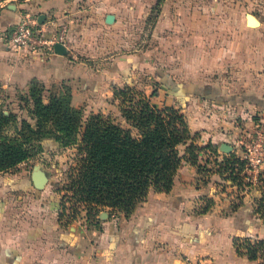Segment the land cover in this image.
<instances>
[{
    "label": "crops",
    "instance_id": "crops-1",
    "mask_svg": "<svg viewBox=\"0 0 264 264\" xmlns=\"http://www.w3.org/2000/svg\"><path fill=\"white\" fill-rule=\"evenodd\" d=\"M151 1L157 10L143 55L172 62V71L160 72V99L155 88L139 91L180 109L193 142L208 146L203 167L185 161L168 192L152 188L129 216L104 209L71 218L49 175L38 187L32 172L0 171V264H264L235 246L237 238L264 239L255 212L261 191L235 185L214 162L264 131V0ZM122 7L123 0H0V109L25 114L39 82L44 101L68 91L73 106L108 114L115 90L138 81V43L126 35ZM27 11L47 35L67 28L65 53L9 45L5 29ZM179 148L184 154L186 145Z\"/></svg>",
    "mask_w": 264,
    "mask_h": 264
},
{
    "label": "trees",
    "instance_id": "trees-1",
    "mask_svg": "<svg viewBox=\"0 0 264 264\" xmlns=\"http://www.w3.org/2000/svg\"><path fill=\"white\" fill-rule=\"evenodd\" d=\"M44 90L43 84L32 83L30 97L35 104L32 115L37 123L34 127L24 122L16 137L3 135V130L16 122L17 115L5 114L0 109V171H10L28 159V145L33 138L39 139L40 148L45 150L48 142L43 139L55 136L64 140L65 137L64 141L75 142L80 152L71 172V198L86 204L88 215H98L103 208L129 216L152 188L168 192L185 161L197 162L199 169L203 167L198 159L208 146L193 142L195 135L184 114L174 106L160 107L132 88L116 89L115 97L120 98L123 117L130 125L124 127L102 113H93L84 120L82 109L72 105L68 91L51 93L44 101ZM181 145H186L184 154L180 151ZM209 147L214 149L212 145ZM214 162L216 170L226 174L235 185L256 184L244 178L245 162L236 152ZM257 187L261 197L255 212L264 219V175L258 176ZM64 202L63 213L67 211ZM235 246L239 254L264 260V239L237 238Z\"/></svg>",
    "mask_w": 264,
    "mask_h": 264
},
{
    "label": "rangeland",
    "instance_id": "rangeland-1",
    "mask_svg": "<svg viewBox=\"0 0 264 264\" xmlns=\"http://www.w3.org/2000/svg\"><path fill=\"white\" fill-rule=\"evenodd\" d=\"M154 6L153 1L151 0H123L122 7V23L126 28L127 37L129 34H134L136 36L137 41V54H138V70L135 73L137 83L128 85L126 84L124 89L132 88V90H141V87L146 88L148 90H152L155 88L157 90V99L163 97L162 89H160L161 81L164 76L161 75L160 72L172 71L170 64L163 63L160 60H157L155 57L143 55V51H145L146 47L150 45L152 42L151 38V26L153 24L154 16L156 14L157 8L151 11L150 6ZM264 17V12L263 15ZM130 30V31H129ZM132 32V33H131ZM130 37L128 38V41ZM126 47L128 45L126 44ZM124 51V50H123ZM126 51V50H125ZM134 83V80H133ZM138 95V94H136ZM135 95V96H136ZM111 105L110 112L108 114H104L102 112H89L88 108H84L83 106L77 107L81 108L83 112V118L86 120L93 113H102L104 116L110 117L112 120L122 123L123 111H122V103L120 98H117V101ZM25 107V106H24ZM76 107V106H75ZM26 110L25 114L23 111H19L20 115L16 116V122L9 124L3 130V135L9 137L18 136V130L24 128V122H30L32 126H36L37 120L32 115V111L35 108V104L33 99L26 101ZM9 114V113H7ZM20 116V117H19ZM264 132L263 130H260ZM136 133V129H134ZM28 134V132H25ZM60 134V132H59ZM257 134V132H256ZM23 138V136L20 135ZM78 137V135H77ZM80 137V134H79ZM64 140L65 137H63ZM51 140L54 142V146H49L48 150H44L40 148L41 141L39 139L33 138L29 146V157L26 160H23L18 163L17 167L12 168L10 171H16L17 169H22L25 174H31L35 170H42L46 172L47 177L49 175L51 182L53 185H57V190L63 196H65L66 205H67V213L69 215L78 216L81 213H86L87 208L86 204L81 201H77L76 197L71 198L73 195V190L70 189L71 184V172L72 168L76 165L77 159L79 156V150L76 146L75 142L66 143L63 139H57L55 136L48 137L43 139V141ZM182 148H184L182 146ZM242 149L239 147V153H241ZM256 182V184H255ZM254 184L257 185V180H255ZM249 187V186H248ZM72 206V208H71ZM103 210V208L101 209ZM109 210V209H108Z\"/></svg>",
    "mask_w": 264,
    "mask_h": 264
},
{
    "label": "built area",
    "instance_id": "built-area-1",
    "mask_svg": "<svg viewBox=\"0 0 264 264\" xmlns=\"http://www.w3.org/2000/svg\"><path fill=\"white\" fill-rule=\"evenodd\" d=\"M67 28L61 27L51 35H47L38 16L27 11L20 18L7 27L3 37L12 48L25 51L30 54L55 53V44H66ZM241 153H237L245 162L243 175L246 180L255 182L259 175H264V132L260 130L249 140H242Z\"/></svg>",
    "mask_w": 264,
    "mask_h": 264
},
{
    "label": "water",
    "instance_id": "water-1",
    "mask_svg": "<svg viewBox=\"0 0 264 264\" xmlns=\"http://www.w3.org/2000/svg\"><path fill=\"white\" fill-rule=\"evenodd\" d=\"M248 19L250 20L251 23H257L256 18L252 14H248ZM113 20H114V16L112 14H109L107 16V22H112ZM39 22H41V19H39ZM55 52L59 54L65 53V46L62 43H56ZM221 150H223L224 152H229L231 150V146L229 144L223 143L221 145ZM33 178L38 187H43L48 181L46 172L39 169L33 172Z\"/></svg>",
    "mask_w": 264,
    "mask_h": 264
}]
</instances>
